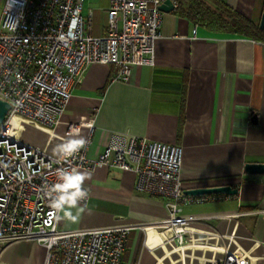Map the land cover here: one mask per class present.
Segmentation results:
<instances>
[{"label":"crops","instance_id":"0c3cea01","mask_svg":"<svg viewBox=\"0 0 264 264\" xmlns=\"http://www.w3.org/2000/svg\"><path fill=\"white\" fill-rule=\"evenodd\" d=\"M216 1L258 25L264 0ZM107 8V0L83 1L82 15L91 19L88 33L92 37L104 35ZM160 35L154 64L133 67L125 82L113 81L111 65L86 67L71 88L62 124L54 135L74 138L66 136L67 126L92 121L88 161H95L113 136L180 146L184 191L219 186L237 189L235 196L208 195L206 203L182 206L181 215L198 219L191 224L197 233L234 230L237 243L248 251L253 264H264V171H243L245 164L264 166V42L206 31L177 17L174 10L162 13ZM252 115L255 123L250 121ZM24 125L28 122L14 118L12 136ZM37 130L42 133L24 129L20 140L54 156L53 148L61 142L50 130ZM88 134L80 128L78 137L86 140ZM80 171L88 174L83 182L88 202L76 219L61 214L60 229L134 225L122 264L201 260L185 252L206 251L205 246L186 245L173 253L163 247L164 235L156 225L167 216L164 201L136 191L134 173L104 167ZM158 248L162 256L154 253ZM177 252L180 259L173 261L171 255ZM44 257V249L30 242L0 247V264H43Z\"/></svg>","mask_w":264,"mask_h":264},{"label":"built area","instance_id":"2783aa9c","mask_svg":"<svg viewBox=\"0 0 264 264\" xmlns=\"http://www.w3.org/2000/svg\"><path fill=\"white\" fill-rule=\"evenodd\" d=\"M83 1L4 0L0 10V101L10 106L0 127V247L34 243L45 251L43 264H122L134 225L60 229L61 214L53 213L44 195L58 168L104 167L134 173L136 191L164 201L167 216L156 229L171 253L196 244L206 251H198L201 260L186 258L188 264H253L234 230L197 233L191 224L198 219L181 215L182 206L210 199L184 194L180 146L113 136L97 159L88 161L92 121L67 126L66 136L80 128L89 134L81 149L60 159L22 142L24 126L12 136V120L20 117L35 129L50 130L60 142L67 140L54 130L62 124L72 86L89 65H111L113 81L125 82L133 67L154 64L164 0H107L101 37L88 33L91 19L82 15ZM13 22L14 30L8 24Z\"/></svg>","mask_w":264,"mask_h":264},{"label":"clouds","instance_id":"9594fccd","mask_svg":"<svg viewBox=\"0 0 264 264\" xmlns=\"http://www.w3.org/2000/svg\"><path fill=\"white\" fill-rule=\"evenodd\" d=\"M8 24L14 30L15 23ZM78 132V129H74L70 133V136L74 138L62 140L61 143L55 145L53 155L58 159L70 157L81 149L86 140L83 137H78ZM54 175L55 181L44 189V195L48 198L49 206L54 214H62L68 219H76L77 214L83 210L81 202L88 197V192L83 188V182L88 174L76 167H71L58 168Z\"/></svg>","mask_w":264,"mask_h":264},{"label":"trees","instance_id":"16d2710c","mask_svg":"<svg viewBox=\"0 0 264 264\" xmlns=\"http://www.w3.org/2000/svg\"><path fill=\"white\" fill-rule=\"evenodd\" d=\"M174 14L212 33L242 36L264 42V31L227 5L216 0H173Z\"/></svg>","mask_w":264,"mask_h":264},{"label":"water","instance_id":"95a60500","mask_svg":"<svg viewBox=\"0 0 264 264\" xmlns=\"http://www.w3.org/2000/svg\"><path fill=\"white\" fill-rule=\"evenodd\" d=\"M159 10L162 13H169L174 10V6L170 0H164L159 6ZM258 28L260 31H264V5L260 20L258 23ZM10 110L9 104L0 101V127L4 122L7 113ZM250 121L252 123L256 122V116L252 115ZM243 171L247 174H262L264 171V166L262 164H245ZM186 196H208V195H225V196H235L237 194V189H233L230 186H219V187H206L184 191Z\"/></svg>","mask_w":264,"mask_h":264},{"label":"rangeland","instance_id":"374dc122","mask_svg":"<svg viewBox=\"0 0 264 264\" xmlns=\"http://www.w3.org/2000/svg\"><path fill=\"white\" fill-rule=\"evenodd\" d=\"M2 5H3V0H0V10H1V8H2ZM24 129H26V131L28 130V131H30L31 133H33V134H38V133H42V131H40L39 132V130H37V129H35V128H33V126L32 125H24ZM23 132H24V130L20 133V137L23 135ZM23 137H24V135H23ZM24 139H26V140H28V138H24ZM142 248L143 247H145L144 246V240L142 241ZM149 252V251H148ZM154 253L156 254V255H158V256H162V254H163V251H162V249L161 248H158V249H156L155 251H154ZM193 253V252H192ZM200 253L201 252H198V251H194V256H200ZM185 254L186 255H190L191 254V251H186L185 252ZM180 256H179V252H177V253H175V254H173V255H171V258H172V260L173 261H177V260H179L180 258H179ZM188 260L187 259H185V262H187ZM154 262V261H153ZM138 264H141V263H138ZM163 264H169V262H168V260L166 259V260H164L163 261ZM177 264H182V263H177ZM187 264V263H186Z\"/></svg>","mask_w":264,"mask_h":264}]
</instances>
